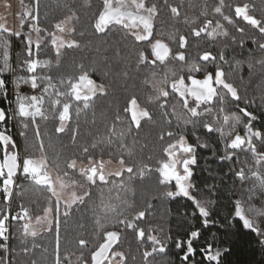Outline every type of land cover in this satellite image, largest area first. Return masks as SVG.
I'll use <instances>...</instances> for the list:
<instances>
[{
  "label": "trees",
  "instance_id": "trees-1",
  "mask_svg": "<svg viewBox=\"0 0 264 264\" xmlns=\"http://www.w3.org/2000/svg\"><path fill=\"white\" fill-rule=\"evenodd\" d=\"M26 1L32 7L31 19L39 28L41 43L36 48L29 45L32 20L18 36L0 31V71L11 70L3 78L10 83L14 75L18 92L32 79L49 86L46 109L35 118L17 113L15 123L6 100L10 92L5 96L0 91V109L7 114L0 118V161L10 154L1 136L7 128L16 147L11 153L18 154L21 145L30 159L44 158L61 177L83 178L76 164L91 161L123 162L129 170L95 181L85 176L88 184L83 198L70 207L58 202L48 185L21 178L13 213L22 216L11 222L8 238H0V264H95L109 234L115 235L113 250L123 256L122 264H207L200 253L208 243L214 249L228 250L221 264H264L262 237L234 217L235 202L247 201L252 187L251 181L242 183L236 173L241 169L246 175L264 171V162L257 165L251 150H244L247 145L229 149L234 153L231 160L220 159L226 143L236 134L246 135L244 125L249 118L240 109L257 117L251 124L261 137H253V144L258 154H264V0H146V7L155 13L145 40H138L118 22L101 24L107 0ZM241 9L250 19L240 14ZM69 16H73L71 37L77 46L56 52L53 33ZM157 40L170 49L166 61L154 53L152 45ZM206 53L216 59L204 61ZM28 63H37L34 73L26 67ZM217 68L238 88L241 99L233 101L224 95L221 103L218 96L211 111L205 112L201 106L202 115L195 119L200 125L219 123L222 108L240 115L241 123L226 139L202 127L186 128L182 117L192 118L184 99L172 89L176 80H202ZM82 76L102 85L103 93L88 101L76 100L72 87ZM132 101L148 112L138 126L130 112ZM194 105V101L188 104ZM66 107L70 117L60 130ZM225 130H231V122ZM182 134L190 144L197 145L199 137V143L208 145L197 147L191 178L195 187L190 189L197 199L214 201L209 208L215 222L207 228L191 200L168 197L169 191H175L174 182L162 183V167ZM14 182L15 176L0 180L11 189ZM0 193L5 197L0 202L1 226L7 223L10 195ZM257 197L251 203L260 208L264 198ZM49 206L55 217L50 229L29 234L28 222ZM138 214L142 217L134 225L125 222ZM194 230L200 231V238L193 241L196 255L183 262L185 250L177 249L176 243L187 241ZM161 245L167 247L166 253L159 251Z\"/></svg>",
  "mask_w": 264,
  "mask_h": 264
},
{
  "label": "rangeland",
  "instance_id": "rangeland-1",
  "mask_svg": "<svg viewBox=\"0 0 264 264\" xmlns=\"http://www.w3.org/2000/svg\"><path fill=\"white\" fill-rule=\"evenodd\" d=\"M145 1L146 0H107L105 14H103L101 17V24L105 25L118 22V24L127 27L138 40L147 39L149 37V31L151 28V23L147 21V18L152 19L155 12L152 9H148L146 7ZM116 11L119 14H116ZM240 14L243 17L250 19L245 9H241ZM31 15L32 7L26 0H0V31H10L14 35L18 36L23 31L26 22L32 20ZM72 21L73 16L67 17L57 26L58 29L54 31L52 44L56 52H62L66 48L77 46V42L71 37V33L73 32L74 28ZM28 42L31 48H36L41 43L39 28L33 20L32 24L30 25V30L28 31ZM161 43L162 42L158 40L155 41L152 45V48L155 49V47ZM170 57L171 53L169 52V56L162 60L166 61ZM178 57H182V55H178ZM33 66L36 67L37 63H33ZM29 84H36L41 88V92L34 98H28L23 95L22 88L19 91L17 113L23 116L35 118L43 115L45 112L47 95L46 88H49V86L41 84L37 81V79H32ZM190 84V82H187L182 78L172 83V89L182 97L185 88ZM103 88L104 87L102 85L97 84L88 76H82L76 83H74L72 87V93L76 100L88 101L97 94L103 93ZM163 94L166 97L168 96L166 90H163ZM188 100L189 103L193 101L190 97ZM202 106H204V111L207 108H212V105ZM192 107L193 106H188L189 109ZM21 109H23V112ZM130 112L133 122L137 126L140 124L142 119L148 116V112L137 101L131 102ZM69 117V109L66 107L61 117L62 122L60 130L65 128ZM1 136L3 141H6L7 139H12V141H14L10 132H1ZM13 150H15V144ZM174 152L175 148L172 147L169 150L168 160L164 164L169 162L170 154ZM182 158L183 155L181 154L180 159ZM24 166L25 172L31 176V179H35L41 184L48 185L51 188L56 200L66 204L69 207L83 198L82 193L88 184L85 176L95 181L96 179H101L102 176L104 179H107L109 176L121 175L125 170H129V168L123 162L115 163L108 160H102L91 161L88 164L78 163L76 164V169L80 174H83L84 177L82 178L79 176L76 178V180L59 176L55 170L48 166L44 158L26 159ZM8 179H11V176H7L4 168V162L0 161V180L8 181ZM3 191H6L7 194H10L12 189L7 185L5 186L0 184V192ZM140 217H142V215L139 214L128 217L125 219V222L132 226L134 225V222ZM54 219L55 217L52 207L49 206L46 211L37 219L28 222L29 234L36 235L49 230L54 222ZM9 232V224L6 222L2 223L0 226V238H8ZM114 236V234L108 235V240L106 242L107 244L105 245L106 247L102 252V255L99 257V262L95 264H103V262L108 264L123 263V256L113 250V246L116 243V239L113 238Z\"/></svg>",
  "mask_w": 264,
  "mask_h": 264
},
{
  "label": "snow or ice",
  "instance_id": "snow-or-ice-1",
  "mask_svg": "<svg viewBox=\"0 0 264 264\" xmlns=\"http://www.w3.org/2000/svg\"><path fill=\"white\" fill-rule=\"evenodd\" d=\"M262 47H264V45H262ZM220 58L221 60H224L223 55H221ZM202 59L208 61L210 59L215 60L216 57L211 53H206ZM10 71V69L7 72L0 71V88L4 89L3 95L5 96H7V85L3 77L10 74ZM225 77L226 74L224 73L223 69L217 68L215 73H207V75L202 80L196 79L195 77L190 78L191 84L185 88V91L182 94L185 109L190 113V117L192 118L187 119L182 117V119H184L186 128L189 125L193 129L202 127L208 133L218 132L220 137L225 139L232 135V131L235 130V125L241 123V117L236 113H228L222 108V121H218L219 123L216 124L204 123L200 125L195 119L202 115V113L199 111L201 106L214 104L218 96L220 97L221 103H223L224 95L230 96L233 101H240L241 96L238 88L227 82ZM217 89H222V92H218ZM189 97L195 101V105L190 109L188 108ZM21 111L23 112V109H21ZM208 111H211V108L205 109V112ZM240 112L249 118L248 123L244 125L246 128V135L241 136L236 134L235 137L231 139L230 143H226L224 145L225 155L221 156L220 159L231 160L234 153L229 152V149L238 150L247 145V149L244 150L247 151L250 149L253 157L256 160V164L261 165L262 162H264V154H258L256 146L253 144V137L260 138L261 133L259 131H253L251 124V121L256 120L257 117L247 109H240ZM6 115L7 114L5 113L4 109H0V118H6ZM230 122L231 130L226 131L225 129L229 127ZM193 134H195V132H193ZM169 135L171 136L172 133L170 132ZM199 140L200 138L197 137L198 144L193 145L188 143V137L186 134H182L180 136L179 140L173 146L175 148V152L170 154L169 162L163 165L162 183L172 185L174 182L175 191H169L167 194L168 197L173 199L176 197H184L191 200L200 217H202L203 226L207 228L211 223L215 222L214 219H212V212L209 208V205L213 204L214 201H202L190 193V189L195 187L191 181V178L194 174L192 166L197 164V147H208L206 143H199ZM181 154L183 155L182 159H180ZM236 175L242 183L245 181H251L252 187L248 189L250 195L247 201H245L243 204L241 200H237L235 202L234 217L238 218L242 222L245 229L251 230L255 232L257 236L262 237L260 242L261 244H264V227H261V218H264V210H262L264 209V205H261L260 208H258L256 205L251 203L253 197L257 196V194V198H264V171L256 170L252 171L251 175H246L244 170L241 169L236 173ZM199 238L200 231L194 230L190 232L187 241H178L176 243L177 249L183 248L185 250L181 257L183 262L189 261L190 257H194L196 255V249L193 247V241ZM159 251L166 253L167 247L161 245ZM227 251V249L222 251L218 247L214 249L213 244L208 243L201 249L200 254L203 256L204 261H206L207 264H221V257ZM193 264H195V262H193Z\"/></svg>",
  "mask_w": 264,
  "mask_h": 264
},
{
  "label": "built area",
  "instance_id": "built-area-1",
  "mask_svg": "<svg viewBox=\"0 0 264 264\" xmlns=\"http://www.w3.org/2000/svg\"><path fill=\"white\" fill-rule=\"evenodd\" d=\"M26 67L29 69V71H31L32 73L35 72V68L33 67V65L31 64H26ZM7 85V90H9V95L7 96L6 100L9 103V107H10V111H11V117L14 119V122L16 123V117H17V103L19 101V92L17 91L16 85H15V77L14 75L11 76V80L10 83H6ZM35 85V86H34ZM8 86L10 88H8ZM27 87H21L22 89V93L24 96L28 97V98H34L36 96H38L41 92V88L39 86H37L36 84H29L26 85ZM20 89V90H21ZM3 88H0V91H3ZM9 130L7 128H3V130ZM19 151H18V161H19V168H18V174L15 176V184L14 187L12 189V192L9 194V200L7 201V205L9 208V214L7 217V223L9 224V228L11 225V222L15 219H18L22 216L21 212H17V213H13V204H14V196H15V190L17 188V184L19 182V180L21 178L24 179H31V176L25 172L24 170V165H25V161L26 159L31 158L30 154L25 152L22 148V146L20 145L18 147ZM5 197L0 193V202L4 201Z\"/></svg>",
  "mask_w": 264,
  "mask_h": 264
},
{
  "label": "water",
  "instance_id": "water-1",
  "mask_svg": "<svg viewBox=\"0 0 264 264\" xmlns=\"http://www.w3.org/2000/svg\"><path fill=\"white\" fill-rule=\"evenodd\" d=\"M170 49L165 43H161L155 47L154 53L156 57L160 59H165L169 56ZM205 61V60H204ZM4 168L5 171L11 176L14 177L18 174L19 161L17 154H7L4 159ZM103 178V176L101 177Z\"/></svg>",
  "mask_w": 264,
  "mask_h": 264
},
{
  "label": "crops",
  "instance_id": "crops-1",
  "mask_svg": "<svg viewBox=\"0 0 264 264\" xmlns=\"http://www.w3.org/2000/svg\"><path fill=\"white\" fill-rule=\"evenodd\" d=\"M9 132L10 131H8V130L7 131H5V130L2 131V133H9ZM10 142L12 143L13 147H12ZM4 143L6 145V150H7L8 153L14 152L16 150V147H15V150H13L15 143H14V141H12V139H7L6 141H4Z\"/></svg>",
  "mask_w": 264,
  "mask_h": 264
},
{
  "label": "flooded vegetation",
  "instance_id": "flooded-vegetation-1",
  "mask_svg": "<svg viewBox=\"0 0 264 264\" xmlns=\"http://www.w3.org/2000/svg\"><path fill=\"white\" fill-rule=\"evenodd\" d=\"M138 9V8H137ZM116 14H119V13H117V11L115 12ZM104 14H105V12H104ZM136 17H137V15H136ZM130 18H131V16H130ZM147 21H149L150 22V18H147Z\"/></svg>",
  "mask_w": 264,
  "mask_h": 264
}]
</instances>
